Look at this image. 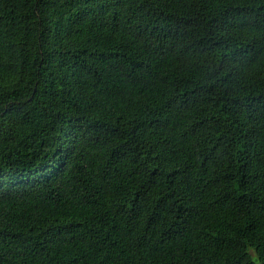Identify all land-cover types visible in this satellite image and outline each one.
Returning a JSON list of instances; mask_svg holds the SVG:
<instances>
[{"label": "trees", "instance_id": "16d2710c", "mask_svg": "<svg viewBox=\"0 0 264 264\" xmlns=\"http://www.w3.org/2000/svg\"><path fill=\"white\" fill-rule=\"evenodd\" d=\"M0 264H264V0H0Z\"/></svg>", "mask_w": 264, "mask_h": 264}]
</instances>
